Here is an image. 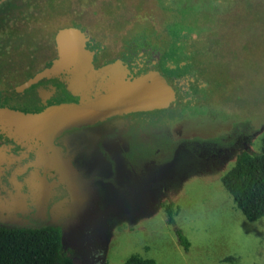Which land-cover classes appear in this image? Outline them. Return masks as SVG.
Returning <instances> with one entry per match:
<instances>
[{"label": "rangeland", "instance_id": "1", "mask_svg": "<svg viewBox=\"0 0 264 264\" xmlns=\"http://www.w3.org/2000/svg\"><path fill=\"white\" fill-rule=\"evenodd\" d=\"M13 3L7 32L0 29V48L8 45L0 57V94L25 81L26 64L34 62V54L43 63L55 48L57 30L68 26L88 34L99 51L98 65L116 58L132 64L153 52L172 80L189 83L180 156L175 162L172 151L161 163L163 173L170 172L167 178L162 183L164 174L152 182L143 200L101 202L109 222L105 264H128L133 254L153 258L155 264H264V216L248 220L221 181L238 154L262 146L264 0ZM169 201L178 207L175 224L167 222L164 204ZM24 209L14 178H0V226L58 225L64 249L73 264H81L84 248L72 242L68 200L50 203L46 221L31 210L32 224H24ZM177 229L190 242L188 249L179 242Z\"/></svg>", "mask_w": 264, "mask_h": 264}, {"label": "flooded vegetation", "instance_id": "2", "mask_svg": "<svg viewBox=\"0 0 264 264\" xmlns=\"http://www.w3.org/2000/svg\"><path fill=\"white\" fill-rule=\"evenodd\" d=\"M3 2L5 0H0V29L7 32L9 20L7 21L6 17L13 5H2ZM82 31L87 37L86 48L94 51L93 63L95 67L120 61L115 70L130 78L152 69L158 70L181 93V98L174 107L129 111L111 115L92 123L68 127L57 133L52 140L36 137L30 132H18L7 118L0 115V154H2L0 178H5L10 174L11 178H14L15 186L21 190L25 208L21 218L24 220V224L33 223L32 219L27 217L33 209L35 215L41 217L42 220H49L47 209L49 204L55 201L68 200L73 209V215L68 221L74 216L73 196L75 198L78 192L62 182L61 178H74L75 174L72 172L64 175L60 173L63 167L57 164L58 152L71 161L83 177L91 180L100 207L101 202L119 201L122 203L127 198L136 201L147 198L146 191L151 188L152 182L165 174L161 180L163 183L166 175L168 176L170 173L167 169L163 173L164 166L161 163L172 151H174L175 162L181 153L182 105L189 98L188 81L172 80L158 66L160 55L153 52L151 58H142L132 64L116 58L106 60L98 65L99 51L91 46L90 37L84 30ZM53 42L55 48L44 59L42 65L38 64L37 55L34 54V62L26 64L30 71L26 75L25 81L18 86L10 87L5 91V94H0V109L8 108L24 113H39L54 105L80 101L81 96L71 92L66 85L68 71L44 76L36 82H30V79L42 70L49 68L59 57L56 34ZM7 46L6 44L0 48L1 58ZM2 71L1 69L0 74L3 73ZM76 129H80L81 132L75 134L74 130ZM67 136H69L68 143L65 141ZM61 137H63V143L60 141ZM68 147L70 151H67ZM16 163L17 169H15ZM7 168L11 169L7 171L5 170ZM4 172L8 173L3 175ZM81 190L87 198L90 190L82 187ZM81 231L82 237H84L83 229ZM99 244L97 243L92 248V253L84 264H101L102 260L98 259V256L103 252L98 248ZM83 253L81 264L84 261Z\"/></svg>", "mask_w": 264, "mask_h": 264}, {"label": "water", "instance_id": "3", "mask_svg": "<svg viewBox=\"0 0 264 264\" xmlns=\"http://www.w3.org/2000/svg\"><path fill=\"white\" fill-rule=\"evenodd\" d=\"M86 40V34L79 27L60 28L56 33L59 57L49 68L30 79L32 83L44 76L68 71L66 85L71 92L81 96L80 101L54 105L39 113L0 109V115L7 118L18 132H30L36 137L52 140L68 127L129 111L174 107L180 101L181 93L158 70L152 69L130 78L115 70L120 61L95 67L94 51L86 48ZM57 157V164L63 167L61 174H75L74 178L63 177L61 181L78 192L75 198L73 196L75 212L68 226L72 231V242L85 248L84 264L97 243H100L98 248L102 252L107 244V213L97 203L91 180L83 177L61 152L57 153ZM81 187L90 190L87 198L81 192ZM98 259L105 264L103 254Z\"/></svg>", "mask_w": 264, "mask_h": 264}, {"label": "trees", "instance_id": "4", "mask_svg": "<svg viewBox=\"0 0 264 264\" xmlns=\"http://www.w3.org/2000/svg\"><path fill=\"white\" fill-rule=\"evenodd\" d=\"M5 0L2 5H12ZM258 152L244 151L237 155L234 165L226 171L221 181L233 197L236 207L250 221L264 216V131ZM167 222L175 224L178 207L173 201L164 204ZM179 242L186 249L190 242L176 230ZM63 232L59 226L5 227L0 226V264H73L63 247ZM234 257L227 260L233 261ZM128 264H155L153 258L133 254Z\"/></svg>", "mask_w": 264, "mask_h": 264}]
</instances>
